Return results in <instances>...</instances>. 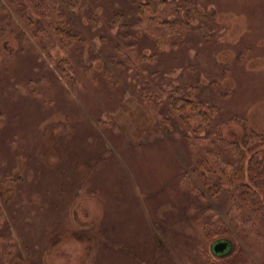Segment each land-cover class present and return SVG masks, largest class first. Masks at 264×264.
<instances>
[{
	"label": "rangeland",
	"instance_id": "1",
	"mask_svg": "<svg viewBox=\"0 0 264 264\" xmlns=\"http://www.w3.org/2000/svg\"><path fill=\"white\" fill-rule=\"evenodd\" d=\"M87 3L99 20L81 17L86 43L63 73L56 66L67 54L58 46L47 53L0 41V264H239L237 254L211 253L194 222L200 206L176 183L189 172L182 136L158 126L139 90L161 88L164 101L191 84L225 118L240 114L264 131V0H198L217 28L202 26L203 39L165 54L162 76L116 74L111 90L91 84L84 66L97 55L94 70L115 72L107 55L114 42L103 46L100 35L115 36L110 3L125 1ZM241 131L228 124L224 134L238 140ZM210 205L244 252L240 264H264V227L239 233Z\"/></svg>",
	"mask_w": 264,
	"mask_h": 264
},
{
	"label": "trees",
	"instance_id": "2",
	"mask_svg": "<svg viewBox=\"0 0 264 264\" xmlns=\"http://www.w3.org/2000/svg\"><path fill=\"white\" fill-rule=\"evenodd\" d=\"M87 1L0 0V41L16 38L33 50L36 43L47 53L58 46L67 54L56 66L63 73L67 56H79L86 43L80 30L81 17L92 25L99 20ZM116 1H125V5L118 9L110 3L112 10L106 19L107 28L116 29L115 36H110L106 29L107 35H100L103 46L114 42L107 55L115 72L108 67L100 72L94 70L91 63L98 57L93 56L90 65L84 66V74L95 87H100V81L105 86L112 84L110 90L117 87L116 74L122 80L128 75L140 76L144 70L151 76H162L159 60L165 54L186 51L193 38L203 39L202 26L216 29L218 25L215 13L205 15L198 0ZM69 11L74 12L78 23ZM183 74L180 73L181 78ZM160 89L156 92L146 82L139 90V99L148 105L162 130L182 136L190 173L180 172L176 183L200 206L195 225L210 246L217 241H229L231 251L219 258L230 259L237 254L240 264L244 252L225 221L215 217L210 199L221 207L226 221L237 232L248 227L258 232V223L264 227V131L254 130L243 115L225 118L218 106L200 99L197 86L177 85L164 101L160 96L165 91ZM228 124L240 126L238 140L226 138L224 130ZM101 125L111 126L107 122Z\"/></svg>",
	"mask_w": 264,
	"mask_h": 264
},
{
	"label": "water",
	"instance_id": "3",
	"mask_svg": "<svg viewBox=\"0 0 264 264\" xmlns=\"http://www.w3.org/2000/svg\"><path fill=\"white\" fill-rule=\"evenodd\" d=\"M232 249V245L227 240L217 241L211 245V252L213 255L221 257L228 254Z\"/></svg>",
	"mask_w": 264,
	"mask_h": 264
}]
</instances>
